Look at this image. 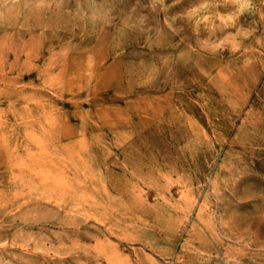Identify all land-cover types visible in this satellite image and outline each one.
Instances as JSON below:
<instances>
[{
    "label": "rangeland",
    "instance_id": "obj_1",
    "mask_svg": "<svg viewBox=\"0 0 264 264\" xmlns=\"http://www.w3.org/2000/svg\"><path fill=\"white\" fill-rule=\"evenodd\" d=\"M0 264H264V0H0Z\"/></svg>",
    "mask_w": 264,
    "mask_h": 264
},
{
    "label": "bare ground",
    "instance_id": "obj_2",
    "mask_svg": "<svg viewBox=\"0 0 264 264\" xmlns=\"http://www.w3.org/2000/svg\"><path fill=\"white\" fill-rule=\"evenodd\" d=\"M188 206V205H187ZM115 246V245H114ZM114 249V248H113Z\"/></svg>",
    "mask_w": 264,
    "mask_h": 264
}]
</instances>
